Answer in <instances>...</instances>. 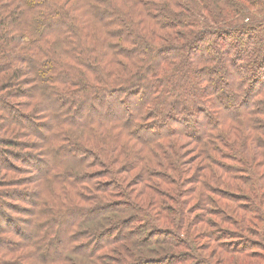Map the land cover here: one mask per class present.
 <instances>
[{"label":"trees","instance_id":"1","mask_svg":"<svg viewBox=\"0 0 264 264\" xmlns=\"http://www.w3.org/2000/svg\"><path fill=\"white\" fill-rule=\"evenodd\" d=\"M262 206L264 0H0V264H191Z\"/></svg>","mask_w":264,"mask_h":264},{"label":"rangeland","instance_id":"2","mask_svg":"<svg viewBox=\"0 0 264 264\" xmlns=\"http://www.w3.org/2000/svg\"><path fill=\"white\" fill-rule=\"evenodd\" d=\"M11 209H6L5 214L14 217L13 208ZM263 211L262 206L261 212ZM191 220L196 221V225L202 223L200 228L215 237V244L219 243L216 247H208L205 244L199 248L196 246V254L201 255L200 259L205 264H247L250 261L264 264V217H235L229 212L224 217L202 214L199 217H191ZM181 234L188 240L195 239L192 237L194 231L191 227ZM201 261L191 264H201Z\"/></svg>","mask_w":264,"mask_h":264}]
</instances>
